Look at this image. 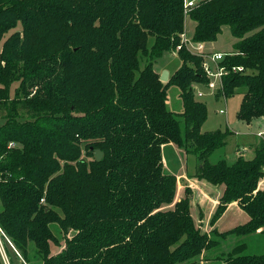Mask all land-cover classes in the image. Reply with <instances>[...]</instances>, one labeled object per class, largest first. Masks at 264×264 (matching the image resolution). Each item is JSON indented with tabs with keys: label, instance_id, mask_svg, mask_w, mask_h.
Masks as SVG:
<instances>
[{
	"label": "trees",
	"instance_id": "1",
	"mask_svg": "<svg viewBox=\"0 0 264 264\" xmlns=\"http://www.w3.org/2000/svg\"><path fill=\"white\" fill-rule=\"evenodd\" d=\"M187 17L194 41L230 26L238 40L222 62L224 92L243 89L240 120L264 116V0H204L188 16L184 0H0V41L14 30L0 66V223L25 260L32 245L40 264H264L247 242L222 249L230 236L264 233V141L254 158L211 161L230 131H202L201 58L180 50L167 82L156 70ZM172 85L182 112L168 107ZM169 143L194 154L195 177L224 186L212 224L233 202L245 224L204 232L188 194L164 209L178 188L165 170ZM52 224L66 240L57 254Z\"/></svg>",
	"mask_w": 264,
	"mask_h": 264
},
{
	"label": "rangeland",
	"instance_id": "2",
	"mask_svg": "<svg viewBox=\"0 0 264 264\" xmlns=\"http://www.w3.org/2000/svg\"><path fill=\"white\" fill-rule=\"evenodd\" d=\"M195 22L192 21L187 17L186 21V28L188 35L191 36L194 27ZM20 29V26L17 28ZM14 30L7 33L4 37H2L0 41V66L5 65V60L1 59V55L3 52V46L5 41L9 36L13 34ZM238 40L235 36L232 35L231 29L229 25H224L222 27V31L219 34L216 41L213 42H205L208 49H214L219 50L220 52H231L234 50V43ZM153 39H151V42ZM150 44V43H149ZM172 51V50H171ZM217 51V52H219ZM142 66H144L145 63H147L148 58L142 57ZM181 60L177 56V54H173L170 52H167L157 60V67L164 66L165 69L169 71L170 75L176 71L181 66ZM159 73H162V70H158ZM19 85V82H14L11 86L12 92L14 89ZM31 95L35 93V90L31 91ZM169 100H168V107L170 110H173L175 112H182L183 110V102L182 98L180 97V89L179 87L172 85L169 88ZM226 96V94H225ZM243 89L237 90L233 95L230 97L226 96V99L222 97L221 95H210L207 94L206 96L202 98L196 99L204 102L208 107V117L205 123L202 126V131H216V130H222V131H230V133L227 136V144L226 146L216 150L210 157L211 161H218L223 158H227L229 162H234L238 157H243L247 159H251L255 157V148L258 147V145L264 141V138L261 140L257 136L258 133L261 131L262 136L264 137V117L254 118L250 122L251 125H248L250 122H246L243 120H240L238 118V112L240 110V106L243 100ZM217 98V99H216ZM220 110H225V113H220ZM255 143V144H253ZM253 144V145H252ZM167 144L163 145L162 151L164 152V148ZM177 146V145H176ZM254 146V147H253ZM178 147V146H177ZM239 147V156L236 157V151ZM177 157L179 158L180 165L184 167L185 171H192L196 167V157L194 154L187 153L183 148L178 147L176 148ZM164 157V156H163ZM165 165V164H164ZM203 180V179H201ZM181 182H178V188H177V194L175 197V201L171 204L165 207L164 209H170L173 208L176 201H179L181 198L186 196L187 194L190 196V203H191V213L193 215V218L195 220V223L197 226L201 227L199 217L201 214V210H203L204 213L207 214V212L211 208V204L213 203V200H210L212 198H207L206 193L208 192L207 189L203 186V184L199 183L201 186L200 189H205L207 192L205 195H203V190L201 191L198 187L191 185L189 180H180ZM204 183L207 185L209 182L204 180ZM264 182L261 183L263 186ZM210 186L213 184L209 183ZM208 186V185H207ZM179 188L181 190H179ZM188 190V192H187ZM180 192V193H178ZM198 193L206 199L205 200H198ZM197 195V200H196ZM181 197V198H180ZM180 198V199H179ZM200 203V204H199ZM219 203V202H218ZM218 205V204H217ZM1 207V202H0ZM216 210V209H215ZM214 210V212H215ZM214 214V213H213ZM245 211H240L237 208H232L230 211L226 213V215L222 218V220L218 223V228L222 231L231 230L241 224H245L248 221V214ZM213 217V216H212ZM201 220V218H200ZM203 220V219H202ZM212 221V218H211ZM207 224V222H206ZM212 224V222H211ZM214 225V224H213ZM2 226V224H1ZM204 227V225L202 226ZM52 230L55 233V235L60 239L61 245H55L52 244L51 252L52 254H57L60 252L63 248L66 246V240L63 237V234L61 230L58 228L57 225L52 224ZM4 236H3V243L4 247L0 248V264H40L41 259L39 257L34 256L35 249L31 248L32 245H30V260H25L23 256L21 255V252L19 249L15 247L13 244V241L11 237L7 234V232L4 230L2 226ZM203 230V228H201ZM218 230V229H217ZM204 231V230H203ZM204 232H211V231H204ZM75 234L74 231H71L67 238H71ZM264 234V233H263ZM241 242H247V250L246 253L251 254H260L264 253V236H255V235H246L241 237L239 239L236 236H230L227 240L222 242V246L224 248L225 253L229 252V250L232 249L233 246H235L238 243ZM11 250H13L11 252ZM12 253V254H11ZM215 254V253H214ZM12 255V257H11ZM202 264H218L216 262H206V260L202 261Z\"/></svg>",
	"mask_w": 264,
	"mask_h": 264
},
{
	"label": "built area",
	"instance_id": "3",
	"mask_svg": "<svg viewBox=\"0 0 264 264\" xmlns=\"http://www.w3.org/2000/svg\"><path fill=\"white\" fill-rule=\"evenodd\" d=\"M202 1L204 0H184L185 15L188 16L190 11ZM183 48L188 50L191 54L201 58V67L207 77V81L205 83H195L194 85V94L197 98H202L207 94H215L218 96L221 95L226 99L223 77L229 73V69L222 64V62L228 53L208 49L205 42L194 41L186 31L181 35V43L172 51L179 54V51ZM232 69L234 71H243L244 67L234 66ZM220 113H225V110H220ZM10 146H13V144H10ZM42 201H44V199ZM4 235L5 234L0 223V248L4 247Z\"/></svg>",
	"mask_w": 264,
	"mask_h": 264
},
{
	"label": "crops",
	"instance_id": "4",
	"mask_svg": "<svg viewBox=\"0 0 264 264\" xmlns=\"http://www.w3.org/2000/svg\"><path fill=\"white\" fill-rule=\"evenodd\" d=\"M212 51H219V50H214V49H211ZM170 53H173V54H176L174 53L173 51H168ZM224 52V51H222ZM167 53V52H166ZM178 56V54H177ZM163 57V56H162ZM179 57V56H178ZM160 59V58H159ZM157 65V64H156ZM165 67L164 66H159L156 68V70H164ZM159 72V71H158ZM210 96V95H209ZM199 99V98H198ZM217 99V98H216ZM183 104V103H182ZM264 117V116H263ZM255 120V119H254ZM252 122L248 123V125H251ZM262 133L261 131L258 133V137L259 139L261 140L262 138H264L262 136ZM255 144V143H253ZM252 144V145H253ZM254 147V146H253ZM176 148H178L174 143H169L165 146L164 148V152H163V156H164V164H165V170L169 173H174L176 174L177 178H178V182H181L180 180H189V182L191 183V185L193 186H196L200 189V185L199 183L203 184V186L207 189V191L205 189H200L202 192H203V195H205L206 193V197L207 198H212L210 200H213V203L214 204H211V208L210 210L206 213L203 212V210H201V214H200V217H199V221H200V225H201V228H203L204 231H211L213 228H217L220 232H224L222 230H220L218 228V223L222 220V218L226 215V213L228 211H230L232 208H237L239 209L240 211H243L240 206L238 205L237 202H233L229 205L228 209L226 210L225 214L213 225L211 224V218L213 216V213H214V210L216 209L217 207V204L219 202V199L220 197L222 196L223 194V191H224V186H216V185H212L210 186L209 183L206 185L204 183V180H201L197 177H195V174H196V171H197V159H196V167L194 168V170L192 171H185L184 167H182V165H180V161H179V158L177 157V153H176ZM239 147H238V150L236 151V157L239 156ZM261 189H264V184L263 186L261 185L260 187ZM179 190H181L179 188ZM180 193V192H178ZM198 200L201 199V200H205L206 199L202 196L201 197V194L198 193ZM197 195H196V200H197ZM181 198V197H180ZM179 198V199H180ZM200 204V203H199ZM247 215V214H246ZM248 216V220H249V215ZM201 218V220H200ZM203 219V220H202ZM207 222V224H206ZM204 225V227H202ZM264 236L263 233H256L255 236Z\"/></svg>",
	"mask_w": 264,
	"mask_h": 264
},
{
	"label": "water",
	"instance_id": "5",
	"mask_svg": "<svg viewBox=\"0 0 264 264\" xmlns=\"http://www.w3.org/2000/svg\"><path fill=\"white\" fill-rule=\"evenodd\" d=\"M169 78H170L169 71L163 70L162 73H161V75H160V80L163 81V82H167L169 80ZM103 154H104L103 151H101L100 149H97L95 151V157H96V159L98 161L101 160V158L103 157Z\"/></svg>",
	"mask_w": 264,
	"mask_h": 264
}]
</instances>
